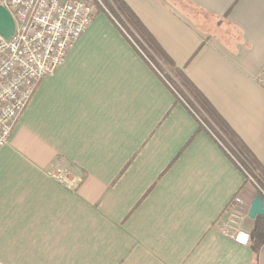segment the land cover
<instances>
[{"label":"crops","instance_id":"obj_1","mask_svg":"<svg viewBox=\"0 0 264 264\" xmlns=\"http://www.w3.org/2000/svg\"><path fill=\"white\" fill-rule=\"evenodd\" d=\"M124 1L264 165V0ZM255 190L94 11L0 147V264H264L219 231Z\"/></svg>","mask_w":264,"mask_h":264},{"label":"built area","instance_id":"obj_2","mask_svg":"<svg viewBox=\"0 0 264 264\" xmlns=\"http://www.w3.org/2000/svg\"><path fill=\"white\" fill-rule=\"evenodd\" d=\"M12 15L15 28L6 39L0 35V147L8 142L13 126L26 108L39 81L53 75L68 49L91 24L94 10L84 0H0ZM68 169L51 172L65 181ZM264 196V189L249 178ZM246 215L228 211L219 231L234 241L247 243Z\"/></svg>","mask_w":264,"mask_h":264},{"label":"trees","instance_id":"obj_3","mask_svg":"<svg viewBox=\"0 0 264 264\" xmlns=\"http://www.w3.org/2000/svg\"><path fill=\"white\" fill-rule=\"evenodd\" d=\"M96 12H104L120 28L150 67L158 74L182 104L197 120L198 130L206 132L224 150L233 163L257 186L264 189V165L228 122L220 115L208 98L193 84L124 0H92ZM256 195L264 196L256 187ZM249 229V241L254 256L264 243V214L257 215Z\"/></svg>","mask_w":264,"mask_h":264},{"label":"water","instance_id":"obj_4","mask_svg":"<svg viewBox=\"0 0 264 264\" xmlns=\"http://www.w3.org/2000/svg\"><path fill=\"white\" fill-rule=\"evenodd\" d=\"M15 28V22L10 12L0 4V35L9 39ZM264 214V201L260 195H255L250 207L248 208L247 216L254 219L257 215Z\"/></svg>","mask_w":264,"mask_h":264},{"label":"rangeland","instance_id":"obj_5","mask_svg":"<svg viewBox=\"0 0 264 264\" xmlns=\"http://www.w3.org/2000/svg\"><path fill=\"white\" fill-rule=\"evenodd\" d=\"M87 2V4L91 5L93 10L95 11V5L93 4L92 0H84ZM61 166V165H60ZM57 167V166H56Z\"/></svg>","mask_w":264,"mask_h":264}]
</instances>
